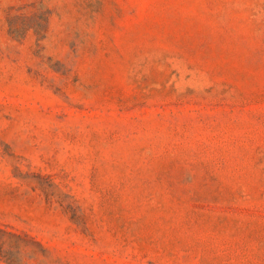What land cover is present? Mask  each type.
I'll list each match as a JSON object with an SVG mask.
<instances>
[{
    "label": "rangeland",
    "instance_id": "obj_1",
    "mask_svg": "<svg viewBox=\"0 0 264 264\" xmlns=\"http://www.w3.org/2000/svg\"><path fill=\"white\" fill-rule=\"evenodd\" d=\"M0 264H264V0H0Z\"/></svg>",
    "mask_w": 264,
    "mask_h": 264
}]
</instances>
